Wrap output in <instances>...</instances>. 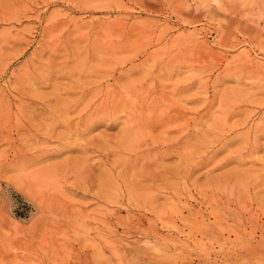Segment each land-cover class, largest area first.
<instances>
[{
    "label": "rangeland",
    "instance_id": "rangeland-1",
    "mask_svg": "<svg viewBox=\"0 0 264 264\" xmlns=\"http://www.w3.org/2000/svg\"><path fill=\"white\" fill-rule=\"evenodd\" d=\"M0 264H264V0H0Z\"/></svg>",
    "mask_w": 264,
    "mask_h": 264
},
{
    "label": "clouds",
    "instance_id": "clouds-1",
    "mask_svg": "<svg viewBox=\"0 0 264 264\" xmlns=\"http://www.w3.org/2000/svg\"><path fill=\"white\" fill-rule=\"evenodd\" d=\"M216 2V0H213V3H215Z\"/></svg>",
    "mask_w": 264,
    "mask_h": 264
}]
</instances>
